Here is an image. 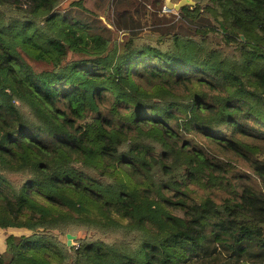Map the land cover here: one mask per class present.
Returning a JSON list of instances; mask_svg holds the SVG:
<instances>
[{
	"label": "trees",
	"instance_id": "obj_1",
	"mask_svg": "<svg viewBox=\"0 0 264 264\" xmlns=\"http://www.w3.org/2000/svg\"><path fill=\"white\" fill-rule=\"evenodd\" d=\"M164 1L0 0V264H264V0Z\"/></svg>",
	"mask_w": 264,
	"mask_h": 264
},
{
	"label": "rangeland",
	"instance_id": "obj_2",
	"mask_svg": "<svg viewBox=\"0 0 264 264\" xmlns=\"http://www.w3.org/2000/svg\"><path fill=\"white\" fill-rule=\"evenodd\" d=\"M171 3H172V7L170 8V12H167V13H172V12H174V13H176L177 11H178V9L182 6V5H184V4H193L194 3V1L193 0H191L192 2L191 3H183V4H181L180 6H179V3H180V1L181 0H169ZM69 2L70 1H64L63 2V6L65 7V6H67L68 4H69ZM166 2H167V0H165L164 1V3L163 4H165L166 5ZM162 11V10H161ZM105 16V15H104ZM104 20L105 21H107V19L104 17ZM157 34H155L154 36H156ZM229 51H230V53H232L233 52V48L231 49V48H229ZM22 108L25 110V111H27V107L26 106H23L22 105ZM74 238H75V235H72V237H71V243L70 244H75L76 242H74L73 240H74Z\"/></svg>",
	"mask_w": 264,
	"mask_h": 264
},
{
	"label": "water",
	"instance_id": "obj_3",
	"mask_svg": "<svg viewBox=\"0 0 264 264\" xmlns=\"http://www.w3.org/2000/svg\"><path fill=\"white\" fill-rule=\"evenodd\" d=\"M191 2H192L191 0H181L180 3H179V6H180L181 4H183V3H191ZM166 6H167L168 8H171L173 5H172V3H171L169 0H167V2H166ZM71 237H72L71 234H67V243H68V244L71 243Z\"/></svg>",
	"mask_w": 264,
	"mask_h": 264
},
{
	"label": "built area",
	"instance_id": "obj_4",
	"mask_svg": "<svg viewBox=\"0 0 264 264\" xmlns=\"http://www.w3.org/2000/svg\"><path fill=\"white\" fill-rule=\"evenodd\" d=\"M163 10H164V11H169L170 8H168L166 5H164V6H163Z\"/></svg>",
	"mask_w": 264,
	"mask_h": 264
}]
</instances>
